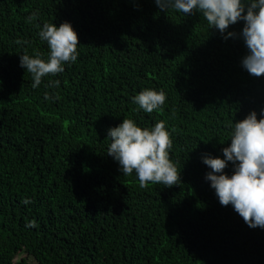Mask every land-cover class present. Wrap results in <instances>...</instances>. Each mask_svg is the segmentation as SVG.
<instances>
[{"label": "trees", "instance_id": "obj_1", "mask_svg": "<svg viewBox=\"0 0 264 264\" xmlns=\"http://www.w3.org/2000/svg\"><path fill=\"white\" fill-rule=\"evenodd\" d=\"M64 22L77 60L33 88L20 56L47 60L39 32ZM244 25L222 34L156 0H0V264H264V228L220 204L203 163L224 159L236 122L264 113ZM145 89L166 93L152 113L133 99ZM123 119L165 123L179 184L123 175L108 155Z\"/></svg>", "mask_w": 264, "mask_h": 264}, {"label": "clouds", "instance_id": "obj_2", "mask_svg": "<svg viewBox=\"0 0 264 264\" xmlns=\"http://www.w3.org/2000/svg\"><path fill=\"white\" fill-rule=\"evenodd\" d=\"M156 4L162 11L173 9L184 15L199 11L210 28L222 34L229 25L243 20L241 35L249 49L242 61L243 67L254 76L264 75V0H156ZM37 15L38 12H34L27 22L35 20ZM39 37L50 49L47 60L41 58L39 52L20 56L21 67L33 77V88H37L46 75L63 72L64 65L74 63L78 57V35L69 22L59 27L45 23ZM50 83L59 86L58 80ZM133 99L145 112L152 113L164 105L166 93L162 89H145ZM108 137L112 141L108 155L118 161L123 175L135 171L141 187L149 182L163 183L167 187L179 184L180 172L169 158L172 140L163 121L149 129L137 126L132 119H123L119 126L109 129ZM223 154L224 159L203 158V163L211 169L206 173V180L211 182L222 206L231 204L249 227L264 228V113L257 119L253 111L236 122L231 145L223 149ZM228 162L234 166L231 176L223 172ZM28 226H35V222Z\"/></svg>", "mask_w": 264, "mask_h": 264}]
</instances>
